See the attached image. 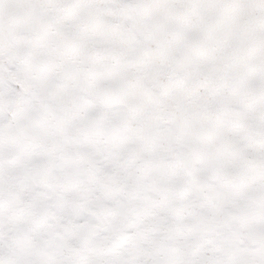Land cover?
<instances>
[{
	"label": "snow or ice",
	"instance_id": "obj_1",
	"mask_svg": "<svg viewBox=\"0 0 264 264\" xmlns=\"http://www.w3.org/2000/svg\"><path fill=\"white\" fill-rule=\"evenodd\" d=\"M0 264H264V0H0Z\"/></svg>",
	"mask_w": 264,
	"mask_h": 264
}]
</instances>
